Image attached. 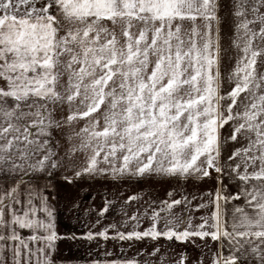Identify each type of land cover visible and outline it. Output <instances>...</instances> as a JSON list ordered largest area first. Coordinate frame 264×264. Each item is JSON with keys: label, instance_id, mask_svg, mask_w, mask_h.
<instances>
[{"label": "snow or ice", "instance_id": "6c2138e0", "mask_svg": "<svg viewBox=\"0 0 264 264\" xmlns=\"http://www.w3.org/2000/svg\"><path fill=\"white\" fill-rule=\"evenodd\" d=\"M59 171L213 182L85 238L264 264V0H0V264H57L75 239L56 228ZM91 264L193 262L154 247Z\"/></svg>", "mask_w": 264, "mask_h": 264}, {"label": "crops", "instance_id": "0c3cea01", "mask_svg": "<svg viewBox=\"0 0 264 264\" xmlns=\"http://www.w3.org/2000/svg\"><path fill=\"white\" fill-rule=\"evenodd\" d=\"M226 134V133H225ZM72 177L71 183L66 182L63 176ZM55 180L59 182L52 192V203L56 209V228L58 233L65 237L74 236L75 239L65 238L58 244L57 260H104L114 258H132L138 252L147 253L154 247H160L162 252L168 254L186 253L193 264L201 257V249L197 245L203 242L199 239L195 244L167 241L166 239L143 241H104L98 238L93 241L85 237L89 231L99 232L105 226L115 224L120 226L126 219L125 213L131 215L137 209L141 211L147 206V202L168 198L169 192L176 194L179 198L182 194H199L214 186L213 182L194 179L187 181L162 176L123 177L112 179L105 175L82 176L76 178L69 172L59 171L51 180L54 186ZM132 196H139V201H129ZM108 202H111L110 204ZM108 206L109 210L102 217L99 216L101 209ZM199 215V213H193ZM99 220V223L97 221ZM145 219L142 228H147ZM122 231H130L128 228H121ZM112 233H110L111 235ZM211 243V242H209ZM215 248V245H212ZM111 252V257H106L105 252ZM206 251V249H205ZM143 259V257H138ZM207 264V261H206Z\"/></svg>", "mask_w": 264, "mask_h": 264}, {"label": "rangeland", "instance_id": "374dc122", "mask_svg": "<svg viewBox=\"0 0 264 264\" xmlns=\"http://www.w3.org/2000/svg\"><path fill=\"white\" fill-rule=\"evenodd\" d=\"M54 182H55V184L53 186L52 185L53 181H52L51 188H55V186L58 185L56 183H58L59 181L58 180H55ZM91 261H93V260H57V264H91Z\"/></svg>", "mask_w": 264, "mask_h": 264}]
</instances>
